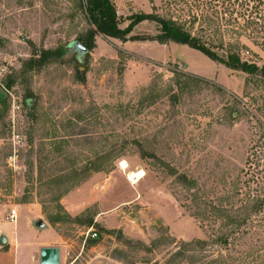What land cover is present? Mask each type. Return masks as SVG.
I'll list each match as a JSON object with an SVG mask.
<instances>
[{"label": "rangeland", "instance_id": "obj_1", "mask_svg": "<svg viewBox=\"0 0 264 264\" xmlns=\"http://www.w3.org/2000/svg\"><path fill=\"white\" fill-rule=\"evenodd\" d=\"M114 1L121 28L132 14H175L165 0ZM82 2L0 0V264H40L44 247L59 248L61 264H264V214L236 230L246 161L264 132V78L154 40L97 36L77 60L90 28ZM204 29L196 35L219 57L239 45L263 68L242 26L224 37ZM158 33L146 21L131 36ZM196 240L209 246H183Z\"/></svg>", "mask_w": 264, "mask_h": 264}, {"label": "trees", "instance_id": "obj_2", "mask_svg": "<svg viewBox=\"0 0 264 264\" xmlns=\"http://www.w3.org/2000/svg\"><path fill=\"white\" fill-rule=\"evenodd\" d=\"M175 5V14L169 13L168 16L159 14H132L129 18V25L121 28L122 18L119 16L113 0H87L81 3V8L86 14L87 23L90 28L86 34L78 39V42L85 47L87 53L84 55L83 62L96 48V37L103 36L117 39L121 42L135 40H154L162 45L175 43L186 45L190 48L203 53L215 62L224 64L231 70L241 71L247 74L259 73L264 78V66L261 70L253 64L243 61L237 53V47L228 44L227 57H219L213 52L209 44L202 41L196 35V30L205 32L204 27H216L218 32L224 37L227 30L236 27H243L244 36L249 40L258 43L264 50V0H165ZM172 7V6H171ZM155 23L158 26V34L155 37L136 38L131 36L134 29L143 22ZM197 26L199 27L197 29ZM229 31V30H228ZM228 34V33H227ZM72 50L64 48L62 51H43L41 58L31 61L30 67L35 64L43 65L46 61L53 58L65 57ZM76 54L77 60L79 53ZM83 65V64H82ZM75 78L80 82H85V74L77 69ZM2 99V95L0 96ZM28 104V103H27ZM242 184L244 186V206L241 224L237 226V231L241 227L251 225L257 228L258 223L253 219L264 214V132H256L255 139L250 148V154L246 161ZM238 221V220H237ZM51 222L56 221L51 219ZM92 225V224H91ZM234 231L232 233H236ZM246 231V230H245ZM220 245L227 246L228 240L222 236L216 240ZM184 247L195 246L202 250L209 246L208 242L196 240L190 244H183ZM176 256H180L177 254Z\"/></svg>", "mask_w": 264, "mask_h": 264}, {"label": "water", "instance_id": "obj_3", "mask_svg": "<svg viewBox=\"0 0 264 264\" xmlns=\"http://www.w3.org/2000/svg\"><path fill=\"white\" fill-rule=\"evenodd\" d=\"M74 51L79 53V58L87 53L85 47H83L79 42L74 45ZM34 226L38 230L46 229L47 225L42 220H38L34 222ZM95 240H98L96 235H93ZM7 244V238L5 236H1L0 245L5 246ZM61 253L60 249L56 247H44L40 250V264H61Z\"/></svg>", "mask_w": 264, "mask_h": 264}, {"label": "built area", "instance_id": "obj_4", "mask_svg": "<svg viewBox=\"0 0 264 264\" xmlns=\"http://www.w3.org/2000/svg\"><path fill=\"white\" fill-rule=\"evenodd\" d=\"M21 141H22V138L20 135H14L13 142L15 144H19V143H21ZM17 217H18L17 210L16 209L12 210L10 212V216H9V219L11 220V222L15 223L17 221Z\"/></svg>", "mask_w": 264, "mask_h": 264}, {"label": "bare ground", "instance_id": "obj_5", "mask_svg": "<svg viewBox=\"0 0 264 264\" xmlns=\"http://www.w3.org/2000/svg\"><path fill=\"white\" fill-rule=\"evenodd\" d=\"M123 169H127L126 165H122ZM144 177V174L141 172L140 174L134 173L130 175V179L132 180L133 183H136L138 180Z\"/></svg>", "mask_w": 264, "mask_h": 264}, {"label": "crops", "instance_id": "obj_6", "mask_svg": "<svg viewBox=\"0 0 264 264\" xmlns=\"http://www.w3.org/2000/svg\"><path fill=\"white\" fill-rule=\"evenodd\" d=\"M113 2L115 3V1L113 0ZM116 5V4H115ZM141 181V180H140ZM139 181V182H140ZM124 233L125 234H127V235H130V233H129V231L128 230H126V229H124ZM8 241V240H7ZM42 249V248H41ZM60 253H61V250H60ZM1 254V253H0ZM60 259H61V257H60ZM31 264H33L32 262H31Z\"/></svg>", "mask_w": 264, "mask_h": 264}]
</instances>
